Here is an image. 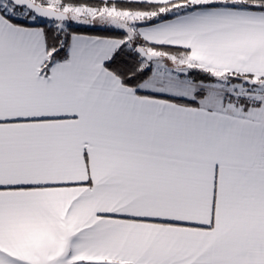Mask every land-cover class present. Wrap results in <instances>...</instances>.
I'll list each match as a JSON object with an SVG mask.
<instances>
[{
  "label": "snow or ice",
  "instance_id": "6c2138e0",
  "mask_svg": "<svg viewBox=\"0 0 264 264\" xmlns=\"http://www.w3.org/2000/svg\"><path fill=\"white\" fill-rule=\"evenodd\" d=\"M0 264H264V0H0Z\"/></svg>",
  "mask_w": 264,
  "mask_h": 264
}]
</instances>
